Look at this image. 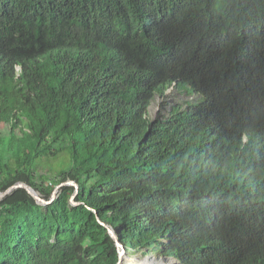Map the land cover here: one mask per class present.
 <instances>
[{
    "label": "trees",
    "instance_id": "16d2710c",
    "mask_svg": "<svg viewBox=\"0 0 264 264\" xmlns=\"http://www.w3.org/2000/svg\"><path fill=\"white\" fill-rule=\"evenodd\" d=\"M170 87L191 99L149 116ZM0 122V191L78 185L0 199V264H116L107 226L264 264V0H0Z\"/></svg>",
    "mask_w": 264,
    "mask_h": 264
},
{
    "label": "rangeland",
    "instance_id": "374dc122",
    "mask_svg": "<svg viewBox=\"0 0 264 264\" xmlns=\"http://www.w3.org/2000/svg\"><path fill=\"white\" fill-rule=\"evenodd\" d=\"M165 97L159 96V95H155L153 101L151 102L150 106L148 107V114L149 116L153 117L159 107V103L164 102V104H175V103H184L186 100H190L191 97H187L185 95L184 91H180L178 89H174V88H168L165 90L164 93ZM0 129L2 131H6L4 124L2 122H0ZM83 130H87V128L84 126ZM66 141L61 140L59 142H56L55 146L57 147H61V149L65 146ZM47 158H43L41 160H44L41 164H39L37 166L38 171L40 172H46L48 174H50V178L51 180L54 179V174H53V170L51 169V165L50 164H54L55 160L53 159H47ZM143 256V257H142ZM124 257L128 258V263H126L125 261H122V264H132L134 262L140 261L143 258H151V259H161V258H165L164 256H162L161 254H157L155 252H151L148 255H144L140 252H126L124 253ZM135 258V259H134ZM169 258V257H168ZM173 259V258H172ZM175 262H172V264H179L178 261H176L174 259Z\"/></svg>",
    "mask_w": 264,
    "mask_h": 264
},
{
    "label": "water",
    "instance_id": "95a60500",
    "mask_svg": "<svg viewBox=\"0 0 264 264\" xmlns=\"http://www.w3.org/2000/svg\"><path fill=\"white\" fill-rule=\"evenodd\" d=\"M64 184H72L74 187H75V190L74 192L71 194L70 198H69V202L72 204V205H75L77 204L78 202L74 200V197L77 193V190H78V185L76 184L75 181L73 180H66V181H61L59 183H57L54 188L52 189V192L50 194V197L48 199H45L43 198L42 196L39 195V193L34 189L32 188L30 185H28L27 183H25L24 181H17L11 185H9L8 187H6L3 191H0V199L3 198L5 195H7L8 193H10L13 189L15 188H18V187H22L24 188L35 200L37 203L39 204H48L50 203L51 201L54 200V198L56 197L57 195V192L59 190V188L64 185ZM97 220L101 223V224H104L97 216ZM107 229H108V232L109 234L112 236V238L114 239L115 241V244H116V247H117V252H118V259H117V262L116 264H122V261H123V258H124V253H125V250H124V247L123 245L120 243V241L118 240L114 230L110 227L107 226Z\"/></svg>",
    "mask_w": 264,
    "mask_h": 264
},
{
    "label": "bare ground",
    "instance_id": "6f19581e",
    "mask_svg": "<svg viewBox=\"0 0 264 264\" xmlns=\"http://www.w3.org/2000/svg\"><path fill=\"white\" fill-rule=\"evenodd\" d=\"M124 261L126 263H128V258L124 257L123 258V262ZM172 262H175L174 259H172V258H161V259H158V260L151 259V258H143L142 260L134 262L132 264H172Z\"/></svg>",
    "mask_w": 264,
    "mask_h": 264
}]
</instances>
